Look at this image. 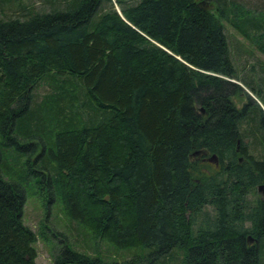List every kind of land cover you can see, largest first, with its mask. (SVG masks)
<instances>
[{
  "label": "trees",
  "instance_id": "obj_1",
  "mask_svg": "<svg viewBox=\"0 0 264 264\" xmlns=\"http://www.w3.org/2000/svg\"><path fill=\"white\" fill-rule=\"evenodd\" d=\"M38 1L0 0V264L58 243L24 223L28 192L91 233L51 264H264V81L238 74L223 30L264 56V10ZM245 87L260 104L236 106Z\"/></svg>",
  "mask_w": 264,
  "mask_h": 264
},
{
  "label": "rangeland",
  "instance_id": "obj_2",
  "mask_svg": "<svg viewBox=\"0 0 264 264\" xmlns=\"http://www.w3.org/2000/svg\"><path fill=\"white\" fill-rule=\"evenodd\" d=\"M245 1V5L247 7H250L252 9L253 7H256L257 9L264 10V0ZM20 2L26 5H29V2H31L33 4H36L35 6L37 7L41 6V2L39 3L38 0H20ZM115 7L118 8V6ZM223 25V30L227 36L229 44L230 56L235 66L237 67L238 74L241 75V77H244L246 80L250 78L255 80V82H253L255 88H262V85L257 83H259L260 81V83L262 84L261 80L264 81V56L253 45H251L248 41L242 38L235 30H233L231 26L225 23ZM245 90H247L245 91V95L238 99L234 98V101L238 108L241 107L244 102H246V95L250 96L251 99L256 103L260 102V98L251 93L249 89L245 87ZM261 106L263 107V105ZM209 156L210 155L204 156L206 160L204 158H202V160L203 162H207L209 166L212 167L214 163L208 160ZM258 192L259 193L257 194V196L259 198L264 199V189ZM22 219L26 225L30 226L36 232L40 231V225L44 226L43 231L45 233L50 234L49 236L52 238V240L55 239L56 242H58L55 243V241L53 242L50 240L43 241L40 235H38V239L36 241L35 246L37 249L36 261L39 264H51L53 262L52 256L55 253L54 251L56 249H61L65 243H68L69 241H72L80 236H91V233L81 224L75 221H71L69 218L64 216L59 205L54 204L53 206H51V209L49 210V213L47 215V212L42 206V202L31 192H28L26 195V200L23 206ZM56 233H58V235H56ZM96 243L101 249H103L102 251L105 250L104 243L100 242L99 240H96ZM107 245H110V250L113 249L118 251L121 254L120 256H130L134 253V249L117 250L111 244L108 243ZM179 254L180 251L176 255Z\"/></svg>",
  "mask_w": 264,
  "mask_h": 264
},
{
  "label": "water",
  "instance_id": "obj_3",
  "mask_svg": "<svg viewBox=\"0 0 264 264\" xmlns=\"http://www.w3.org/2000/svg\"><path fill=\"white\" fill-rule=\"evenodd\" d=\"M200 3L201 4H204V2H200ZM245 91H247V90H245ZM258 103L260 104V102H258ZM198 154H206V152H204V151H196V152L193 153V155H198ZM208 160L211 161V162H213L214 164H217L218 163V158H217V156L215 154L210 155L209 158H208ZM263 189H264V185H259L258 186V191H261Z\"/></svg>",
  "mask_w": 264,
  "mask_h": 264
},
{
  "label": "flooded vegetation",
  "instance_id": "obj_4",
  "mask_svg": "<svg viewBox=\"0 0 264 264\" xmlns=\"http://www.w3.org/2000/svg\"><path fill=\"white\" fill-rule=\"evenodd\" d=\"M202 155H204V154H202ZM204 159L206 160V158L204 157ZM216 162V161H215ZM215 165H218V163L217 164H215Z\"/></svg>",
  "mask_w": 264,
  "mask_h": 264
}]
</instances>
